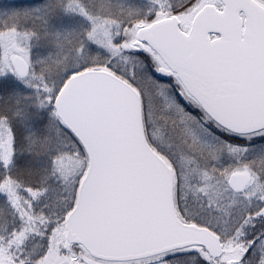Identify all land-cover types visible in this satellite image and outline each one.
<instances>
[{
	"label": "snow or ice",
	"instance_id": "6c2138e0",
	"mask_svg": "<svg viewBox=\"0 0 264 264\" xmlns=\"http://www.w3.org/2000/svg\"><path fill=\"white\" fill-rule=\"evenodd\" d=\"M0 264H264V0H0Z\"/></svg>",
	"mask_w": 264,
	"mask_h": 264
}]
</instances>
